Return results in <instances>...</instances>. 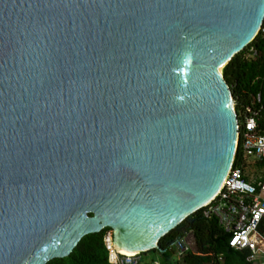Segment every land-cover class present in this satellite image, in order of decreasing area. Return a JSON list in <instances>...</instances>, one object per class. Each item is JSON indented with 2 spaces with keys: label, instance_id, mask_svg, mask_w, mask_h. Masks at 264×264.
Masks as SVG:
<instances>
[{
  "label": "water",
  "instance_id": "1",
  "mask_svg": "<svg viewBox=\"0 0 264 264\" xmlns=\"http://www.w3.org/2000/svg\"><path fill=\"white\" fill-rule=\"evenodd\" d=\"M263 17L264 0H0V264L104 228L158 249L231 165L222 70Z\"/></svg>",
  "mask_w": 264,
  "mask_h": 264
},
{
  "label": "trees",
  "instance_id": "2",
  "mask_svg": "<svg viewBox=\"0 0 264 264\" xmlns=\"http://www.w3.org/2000/svg\"><path fill=\"white\" fill-rule=\"evenodd\" d=\"M256 55L246 58L243 48L224 66L223 79L229 87L236 118L239 119L245 106L259 95L260 104L264 105V38L257 34L248 44ZM240 149L235 152L234 164L242 165L244 174L247 165L241 161ZM104 228L97 233L83 236L70 254L63 258H54L46 264H110L104 246L103 236L109 231ZM182 241L188 246V252L177 256L175 243ZM229 234L219 227L214 219H206L197 210L175 228L162 236L158 249L139 253V264H252L247 261L248 251H236L228 246ZM157 253L158 259L142 261V256Z\"/></svg>",
  "mask_w": 264,
  "mask_h": 264
},
{
  "label": "built area",
  "instance_id": "3",
  "mask_svg": "<svg viewBox=\"0 0 264 264\" xmlns=\"http://www.w3.org/2000/svg\"><path fill=\"white\" fill-rule=\"evenodd\" d=\"M257 34L264 38V17ZM244 48L246 58L257 54L248 44ZM238 147L241 161L250 172L244 174L242 165L234 164L233 157L219 192L199 210L204 218L214 219L222 231L229 234L230 248L247 250L248 262L264 264V105L260 104L259 95L245 106L237 119ZM103 242L110 264H139V253L126 254L113 247L111 230L104 234ZM175 248L177 256L188 252V246L182 241H177ZM152 264L160 263L155 261Z\"/></svg>",
  "mask_w": 264,
  "mask_h": 264
},
{
  "label": "rangeland",
  "instance_id": "4",
  "mask_svg": "<svg viewBox=\"0 0 264 264\" xmlns=\"http://www.w3.org/2000/svg\"><path fill=\"white\" fill-rule=\"evenodd\" d=\"M248 171V173L250 172V170H247ZM247 173V174H248ZM259 173V175L261 174V172H258ZM248 181H251L250 179H248ZM150 258H154V259H158V255H157V253H148V254H146V255H143L142 256V261H145V260H149ZM160 263V262H159Z\"/></svg>",
  "mask_w": 264,
  "mask_h": 264
},
{
  "label": "bare ground",
  "instance_id": "5",
  "mask_svg": "<svg viewBox=\"0 0 264 264\" xmlns=\"http://www.w3.org/2000/svg\"><path fill=\"white\" fill-rule=\"evenodd\" d=\"M220 187H221V184H220V186L218 187V189H217V191L214 193V195L209 199V200H207L205 203H203L202 205H205V204H207L218 192H219V190H220ZM139 251H136V252H132V253H126V254H135V253H138Z\"/></svg>",
  "mask_w": 264,
  "mask_h": 264
},
{
  "label": "crops",
  "instance_id": "6",
  "mask_svg": "<svg viewBox=\"0 0 264 264\" xmlns=\"http://www.w3.org/2000/svg\"><path fill=\"white\" fill-rule=\"evenodd\" d=\"M252 264H260L259 261L251 262Z\"/></svg>",
  "mask_w": 264,
  "mask_h": 264
},
{
  "label": "snow or ice",
  "instance_id": "7",
  "mask_svg": "<svg viewBox=\"0 0 264 264\" xmlns=\"http://www.w3.org/2000/svg\"><path fill=\"white\" fill-rule=\"evenodd\" d=\"M237 240L239 239V237L236 238ZM233 243H236V240L233 241Z\"/></svg>",
  "mask_w": 264,
  "mask_h": 264
}]
</instances>
